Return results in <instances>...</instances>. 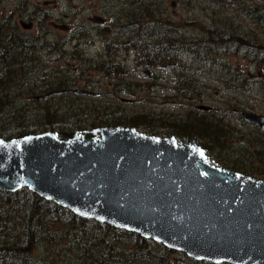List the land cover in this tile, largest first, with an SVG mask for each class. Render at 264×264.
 I'll return each mask as SVG.
<instances>
[{
	"label": "water",
	"instance_id": "1",
	"mask_svg": "<svg viewBox=\"0 0 264 264\" xmlns=\"http://www.w3.org/2000/svg\"><path fill=\"white\" fill-rule=\"evenodd\" d=\"M61 93L97 96L65 89L37 98ZM242 118L263 126L264 117ZM20 189L195 262L264 264V180L214 166L194 138L119 126L0 138V191Z\"/></svg>",
	"mask_w": 264,
	"mask_h": 264
},
{
	"label": "rangeland",
	"instance_id": "2",
	"mask_svg": "<svg viewBox=\"0 0 264 264\" xmlns=\"http://www.w3.org/2000/svg\"><path fill=\"white\" fill-rule=\"evenodd\" d=\"M120 2L0 0V15L11 13L16 22L31 23L28 27L31 33L41 29L47 42L62 45L66 53L77 47L76 52L82 60L61 56L57 49L53 52H47V49L39 52L40 72L36 76L37 79L45 72L41 76L45 82L59 78L71 86L97 95L96 98L86 96L90 98L75 100L74 104L90 105L99 102L117 107V115L121 120L134 118L135 125L127 127H135L149 136L169 137L173 122L194 116L219 122L221 127L228 130L231 137L228 143L232 149L224 151L216 148L210 158L228 164L237 161L244 166L250 162L249 168L262 169L264 163L258 160V155L248 150V143L258 153L264 152V130L252 127L242 115L251 113L264 117V83H242L247 75L255 76L258 71L264 75V61L260 65L252 63L250 55L243 52L241 46L232 43L230 38L232 35H240L254 46L264 43V0H150L151 5L157 7L152 17L141 19V26L137 30L145 26L148 29L144 39L141 37L138 40L129 35H125L126 38L115 35L119 33L116 31L119 25L117 20L121 14L128 13L127 7H130H126V0ZM257 11L263 14L262 24L251 15ZM132 13L144 15V11L138 9ZM107 24L115 29L109 32L110 26L102 34L101 28ZM211 28H215L218 34L207 39L206 31ZM78 30L89 36L91 43L78 41ZM134 39L141 40L136 44H142V48L149 45L152 49L155 44L161 43L160 40L168 42L169 52L172 53L163 58L162 53L158 52L157 58L154 56V65H139L135 55L143 54L144 58H139L141 62L153 53L144 48L136 54L132 47L123 48L125 40L126 44H134ZM103 40H111L117 45L118 51L111 59L120 63L124 75L105 76L103 72L98 73L92 69L98 67L99 58L105 56ZM162 59H170L169 63L165 61L166 68L156 65L158 63L155 61ZM170 67L172 69H168ZM146 68L151 70L150 79L142 74ZM39 83L41 80L29 83L23 91ZM124 85L130 87V92H126ZM185 85L190 89L189 94H183L187 89ZM35 98L38 99L37 95ZM200 106L209 107L210 111L204 113L197 110ZM175 139H178L177 136ZM40 250H43V246ZM43 256H47V253L44 252ZM168 259L176 264H192V260L184 255L176 256L175 259L169 256ZM72 261L70 258L68 262Z\"/></svg>",
	"mask_w": 264,
	"mask_h": 264
},
{
	"label": "trees",
	"instance_id": "3",
	"mask_svg": "<svg viewBox=\"0 0 264 264\" xmlns=\"http://www.w3.org/2000/svg\"><path fill=\"white\" fill-rule=\"evenodd\" d=\"M126 1V7L130 6L127 7L129 12L121 14L119 21L117 20L119 25L116 31L119 33H115V35L124 37L129 35L137 40L141 37L144 39L148 28L141 27L138 31L137 29L141 26L139 23L144 17L147 19L152 17L153 10H156L157 6L151 5L150 0ZM136 9L140 12L144 11V15L132 13ZM251 15L256 17L255 21L262 24L264 20L261 18L262 13L258 14L257 11ZM135 21L137 24L133 26L131 22ZM262 25L264 26V24ZM110 26L111 24L103 26L100 32L105 34ZM113 29L115 28L111 26L108 31L112 32ZM77 32L79 33L78 41L91 43L89 36L81 33L80 30ZM217 34L215 28L208 29L206 38L212 39ZM139 42L141 40L135 41L134 44L123 43V48L132 47V51L136 54H139L144 48L146 51L147 49L152 51L151 57L141 62L139 58H144L143 54L135 55L139 65H154V56L156 57L158 52L162 53L163 58L172 53L169 52L168 42L160 40L161 43L155 44L153 49L149 45H144L142 48V44H136ZM235 45L239 47V45ZM260 45H264V43ZM116 46L111 40L102 41L105 56L102 55L99 58V66L92 68L94 71L103 72L104 74H102L105 76L125 74L120 63H115L111 59L118 51ZM44 49H47V52L57 49L61 56L82 60L79 53L76 52V46L72 48V52L66 53L62 45L57 46L55 43L47 42L41 29L31 33L28 29H23L19 22L14 20L11 13L0 15V138H18L45 131H82L102 126L135 125L134 118L129 121L121 120L117 115L118 108L112 105L108 106L99 102H93L90 105L73 103L75 100L90 97L59 94L36 99V95L51 90L76 88L59 78L45 82L41 78L45 72H42L36 79L40 72L38 71V67H40L39 52ZM242 51L250 55L249 59L256 65H260L264 61V51L261 49L249 46L242 47ZM169 60L162 59L155 62L158 63L156 65L166 68L165 61L169 63ZM149 63L151 64L149 65ZM168 69H172V67ZM39 80H41L39 85L23 91L27 84ZM242 85L248 84L243 80ZM124 86L126 92H130V87ZM186 88L183 94L190 93L189 87L186 86ZM218 123L204 117L194 116L184 121L173 122L170 125L171 136H177L182 140L195 138L197 145L205 151L208 157L213 154L216 148L231 151L232 147L228 143L231 137L228 130ZM262 143H264V139H262ZM248 146V150L255 153L256 156L258 155V160L264 163V152L258 153L251 148L249 143ZM213 162L220 168H227L257 180H264V167L262 169L249 168L250 162L247 163L248 166L238 164L237 161L228 164L223 160L213 159ZM42 246L43 250H40ZM44 252L47 253V256H43ZM169 256L175 259L176 256L182 257V254L167 250L133 233L76 217L69 211L38 198L26 189H20L13 193L0 191V264H176L168 259ZM70 258L73 260L72 262H68ZM191 262L192 264H208Z\"/></svg>",
	"mask_w": 264,
	"mask_h": 264
},
{
	"label": "flooded vegetation",
	"instance_id": "4",
	"mask_svg": "<svg viewBox=\"0 0 264 264\" xmlns=\"http://www.w3.org/2000/svg\"><path fill=\"white\" fill-rule=\"evenodd\" d=\"M131 24L133 25V26H135L136 24H137V22L135 21V23H133V22H131ZM127 25H129V24H127ZM130 27V26H129ZM232 37V36H231ZM231 39V38H230ZM127 40V39H126ZM126 40H125V44H126ZM232 41V40H231ZM233 42V41H232ZM233 43H235V42H233ZM235 44H237V45H239V46H241V47H249V46H242V45H240V44H238V43H235ZM250 44H251V42H250ZM127 45V44H126ZM252 46H254V45H250V47H252ZM254 47H256V48H258L257 46H254ZM259 49V48H258ZM149 75L150 76H148L149 77V79L151 78V71H150V73H149ZM244 81H245V83L246 84H248V85H251V84H254V83H264V75H261V73L258 71V73H256V75L254 76V75H247L246 76V78L244 79ZM200 107H202V106H200ZM209 108V107H208ZM197 110H199V107L197 108ZM200 111H202V110H200ZM210 111V108H209V110L208 111H202V112H204V113H207V112H209ZM243 120V119H242ZM252 125V127H255V128H257V129H259V130H264V122H263V126L261 127V128H258L256 125H253V124H251Z\"/></svg>",
	"mask_w": 264,
	"mask_h": 264
},
{
	"label": "bare ground",
	"instance_id": "5",
	"mask_svg": "<svg viewBox=\"0 0 264 264\" xmlns=\"http://www.w3.org/2000/svg\"><path fill=\"white\" fill-rule=\"evenodd\" d=\"M149 69V68H148ZM151 70L149 69V72H150ZM75 131H79V130H75ZM80 132V131H79Z\"/></svg>",
	"mask_w": 264,
	"mask_h": 264
}]
</instances>
